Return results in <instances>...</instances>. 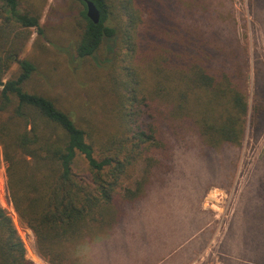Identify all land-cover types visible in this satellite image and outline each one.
Returning a JSON list of instances; mask_svg holds the SVG:
<instances>
[{
	"label": "trees",
	"instance_id": "1",
	"mask_svg": "<svg viewBox=\"0 0 264 264\" xmlns=\"http://www.w3.org/2000/svg\"><path fill=\"white\" fill-rule=\"evenodd\" d=\"M90 1L99 23L85 0H66L65 34L76 36L81 68L98 72L101 97L114 100L102 117L86 102L61 106L28 88L36 65L20 55L32 28L44 35L47 1L0 0V163L19 223L49 264H72L77 245L118 224L172 169L176 142L241 147L248 124L256 140L264 133V65L258 57L251 102L248 44L235 24L222 25L213 0ZM250 6L261 21L264 0ZM108 47L111 57L101 58ZM0 264H35L1 202Z\"/></svg>",
	"mask_w": 264,
	"mask_h": 264
},
{
	"label": "rangeland",
	"instance_id": "2",
	"mask_svg": "<svg viewBox=\"0 0 264 264\" xmlns=\"http://www.w3.org/2000/svg\"><path fill=\"white\" fill-rule=\"evenodd\" d=\"M46 1L40 20L44 35L32 28L20 55L36 65L28 88L50 93L61 106L86 102L102 117L101 106L113 108L114 100L101 97L97 71L81 68L73 43L76 36L65 34L72 31L65 27L67 2ZM213 3L226 30L235 24L248 44L252 102L258 57L264 65V17L262 22L255 20L250 0ZM60 4L63 8L58 11ZM20 9L25 10L22 4ZM111 53L108 47L100 57L107 59ZM17 70L15 63L4 80ZM171 165L169 172L152 179L145 196L127 207L118 224L94 240L77 245L71 252L72 264H174L191 247L192 240L180 241L200 224L194 264H264L253 254L264 255V133L256 140L248 124L241 147L226 144L210 148L198 138L189 137L176 142ZM6 167L1 161L0 202L17 225L27 258L35 264H49L37 253L33 232L19 223ZM238 244L252 252L243 257Z\"/></svg>",
	"mask_w": 264,
	"mask_h": 264
},
{
	"label": "crops",
	"instance_id": "3",
	"mask_svg": "<svg viewBox=\"0 0 264 264\" xmlns=\"http://www.w3.org/2000/svg\"><path fill=\"white\" fill-rule=\"evenodd\" d=\"M201 221V220H200ZM200 223V222H199ZM201 225V224H200ZM200 225H196L195 226V228H193L192 229V231L190 232V233H188V234H186V235H184V237L182 238V240L180 241L181 243H182V241H184V240H192L191 242H190V244H191V247H190V250H189V253L185 256V257H183V258H181V259H179L178 261H176L174 264H194V262L196 261L195 259L194 260H192V257L194 256V248L195 247H197L199 244H200V242H198L199 240L198 239H196V241H195V236L197 235L196 234V230H197V228L200 226ZM191 261V262H190Z\"/></svg>",
	"mask_w": 264,
	"mask_h": 264
},
{
	"label": "water",
	"instance_id": "4",
	"mask_svg": "<svg viewBox=\"0 0 264 264\" xmlns=\"http://www.w3.org/2000/svg\"><path fill=\"white\" fill-rule=\"evenodd\" d=\"M87 5V16L94 22L99 23L101 14L94 2L85 0Z\"/></svg>",
	"mask_w": 264,
	"mask_h": 264
}]
</instances>
